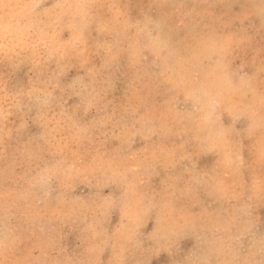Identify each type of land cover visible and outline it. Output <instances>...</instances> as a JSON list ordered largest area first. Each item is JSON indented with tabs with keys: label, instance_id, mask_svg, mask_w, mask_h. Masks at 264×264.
Returning a JSON list of instances; mask_svg holds the SVG:
<instances>
[{
	"label": "clouds",
	"instance_id": "clouds-1",
	"mask_svg": "<svg viewBox=\"0 0 264 264\" xmlns=\"http://www.w3.org/2000/svg\"><path fill=\"white\" fill-rule=\"evenodd\" d=\"M0 264H264V0H0Z\"/></svg>",
	"mask_w": 264,
	"mask_h": 264
}]
</instances>
